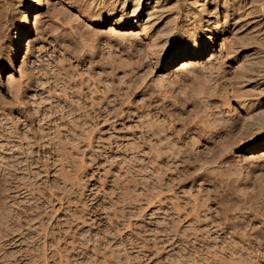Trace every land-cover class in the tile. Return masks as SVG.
Returning <instances> with one entry per match:
<instances>
[{
  "label": "rangeland",
  "instance_id": "1",
  "mask_svg": "<svg viewBox=\"0 0 264 264\" xmlns=\"http://www.w3.org/2000/svg\"><path fill=\"white\" fill-rule=\"evenodd\" d=\"M43 1L18 59L25 0H0V264H264V210L242 205L264 184V152L245 150L264 129L240 104L264 77V0H173L164 22ZM202 9L222 29L198 28L181 69Z\"/></svg>",
  "mask_w": 264,
  "mask_h": 264
},
{
  "label": "bare ground",
  "instance_id": "2",
  "mask_svg": "<svg viewBox=\"0 0 264 264\" xmlns=\"http://www.w3.org/2000/svg\"><path fill=\"white\" fill-rule=\"evenodd\" d=\"M102 1V0H100ZM124 7L131 8L132 14L135 16V18H147L148 21H153V20H159V22H164L169 18L172 14V5H173V0H118ZM198 1V0H194ZM193 1V2H194ZM201 1V0H200ZM199 1V2H200ZM222 1V0H221ZM225 0H223L224 2ZM229 1V0H227ZM235 1V0H231ZM247 0H238L236 3L233 4V6L237 7H243L244 2ZM253 1V0H252ZM251 1V2H252ZM260 1V0H259ZM263 1V0H262ZM89 3H98L99 0H88ZM226 2V1H225ZM227 3V2H226ZM229 3V2H228ZM259 3V2H258ZM262 3V2H261ZM83 4V3H82ZM230 4V3H229ZM228 4V5H229ZM248 4V3H247ZM245 4V5H247ZM2 5V4H1ZM44 6V1L43 0H33L31 4H29L27 7L25 5L23 7H20L18 9V12L25 18L24 25L14 32V45H13V51L16 52L18 55V59L23 58L25 50L27 48V45L29 44L30 38L33 36L35 33V30L38 25L39 21V13L41 9ZM204 6V5H203ZM194 7V6H193ZM206 6H204L203 9H205ZM225 7V6H224ZM174 8V7H173ZM200 10V16H195L192 15L191 11L189 10L187 14L185 15V19L183 20L184 23H186L185 26L190 27V20L194 18V22L198 27H193V29H185V34L188 35V39L186 41H183V46L180 48V53L179 54H184L186 56V60L183 61L181 65V69L188 68L192 63L193 59L195 58L196 55L200 54V49L206 47L207 45L204 44L203 47H200L197 44V41L195 42L192 40V37L194 35H198V28H202V38L205 36L204 32H216L219 31L221 27L216 26V23L213 21V18L218 19L219 14L215 12H204V10ZM263 9V8H262ZM128 10V9H127ZM216 10V9H215ZM194 11V10H193ZM192 11V12H193ZM261 13V12H260ZM177 16V15H176ZM222 16V15H221ZM226 16V15H224ZM259 17V16H258ZM134 18V17H133ZM228 18V17H227ZM258 19V18H257ZM177 20V19H176ZM226 20V19H225ZM181 21V20H180ZM227 21V20H226ZM224 21V25H231V23ZM229 21V19H228ZM255 21V20H254ZM220 22V20H219ZM176 23V22H175ZM182 23V22H181ZM221 23V22H220ZM258 25H261L264 23V12L260 15V18L258 21H256ZM172 24V23H171ZM171 24L166 21V28H171ZM194 24V25H195ZM218 24V23H217ZM234 24V23H233ZM184 25V24H183ZM182 25V26H183ZM223 25V26H224ZM224 26V27H225ZM259 26H257L258 28ZM164 29V27H163ZM222 29V28H221ZM112 30V29H111ZM166 30V29H165ZM169 30V29H168ZM172 31V30H170ZM169 31V32H170ZM168 32V31H167ZM170 34V33H169ZM166 35V34H165ZM169 36V35H168ZM258 36V35H257ZM199 37V35H198ZM207 38V36H206ZM263 39V38H262ZM202 40V39H201ZM259 40V39H258ZM163 41V40H162ZM256 43V40L254 41ZM251 43V42H250ZM253 43V41H252ZM250 45V44H249ZM253 45V44H252ZM262 46V45H261ZM255 47V46H254ZM257 47V46H256ZM258 48V47H257ZM256 48V49H257ZM254 49V50H256ZM261 53V52H259ZM257 56V55H255ZM254 56V57H255ZM260 56V55H259ZM258 56V57H259ZM262 56V55H261ZM177 57H175L176 59ZM253 58V57H252ZM257 58V57H256ZM261 58V57H260ZM249 59V58H248ZM262 61V60H261ZM252 63H255L252 61ZM175 61L171 63V65H174ZM257 64V63H256ZM259 64V63H258ZM261 64V63H260ZM170 66V65H169ZM246 66V65H245ZM250 66V65H249ZM259 67V66H258ZM257 67V68H258ZM254 68L253 70L257 69ZM264 68V67H263ZM260 69V68H259ZM250 70V69H249ZM251 71V70H250ZM257 71V70H256ZM261 71V70H260ZM248 70L245 72L247 73ZM264 72V71H263ZM4 70L0 67V81L2 80ZM253 73V72H252ZM243 74V73H242ZM254 74V73H253ZM262 75V74H259ZM244 76V74H243ZM246 76V74H245ZM12 77V75H11ZM11 77L9 78L11 80ZM246 78V77H245ZM257 78V77H256ZM250 79V78H249ZM259 79V78H258ZM245 82V80H243ZM258 82V81H257ZM242 84V83H241ZM250 85V84H249ZM251 88V87H250ZM246 92V91H243ZM242 92V93H243ZM239 93V92H238ZM247 93L252 96L256 97L252 100H249L248 97L245 98V100H248L250 103H246V101H241V107L246 108L249 107L250 104L252 106V116H251V124L250 128L248 129L250 133L259 134L261 131L264 129V77L260 78L259 82L256 83L252 89L247 90ZM19 95V94H18ZM240 95V94H239ZM243 96V95H242ZM259 96V97H258ZM2 99V98H1ZM252 102V103H251ZM86 108V107H85ZM251 109V108H250ZM61 110V109H60ZM239 112V111H238ZM56 113V112H55ZM192 115V114H190ZM49 116V115H48ZM216 118V117H215ZM234 127V126H233ZM215 130V129H214ZM220 134V133H217ZM222 134V133H221ZM246 134V133H245ZM253 136V135H252ZM229 137V136H228ZM229 141V140H228ZM230 142V141H229ZM255 142V141H254ZM231 143V142H230ZM83 150V149H82ZM246 151H253V152H264V140L262 141H256L255 143L246 145L245 147ZM80 151V150H79ZM264 156V155H263ZM213 158V157H212ZM214 160V159H213ZM167 157L163 159V163L165 162L167 164ZM195 162V161H194ZM211 162V161H210ZM162 176V175H161ZM226 176V175H225ZM231 176V175H230ZM235 182V181H234ZM247 197V196H245ZM251 199V198H250ZM245 199L242 200V205L247 207L251 212L255 211L256 209H259V211L264 210V184L260 182L257 193L254 194L253 198L251 200ZM3 201V200H2ZM236 202H241L240 200L238 201V198ZM239 204V203H238ZM241 205V203H240ZM240 205H234L237 207H240ZM236 207V208H237ZM245 211V210H244ZM257 212V210H256ZM258 213V212H257ZM264 213V211H263ZM262 213V214H263ZM259 216V215H258ZM263 216V215H262ZM9 218V217H8ZM258 218V217H257ZM249 226V225H248ZM252 227V226H251ZM248 228V227H247ZM240 230V229H239ZM247 230V229H246ZM252 234H255L256 236V231L253 228L249 229ZM260 231L259 229H257ZM248 231V230H247ZM234 232V231H233ZM232 232V233H233ZM249 232V231H248ZM249 232V233H250ZM263 233V232H262ZM260 233V234H262ZM258 234V233H257ZM244 235V234H243ZM238 236V235H237ZM254 239V238H253ZM256 239V238H255ZM250 245H252L250 243ZM257 247V246H256ZM263 248V247H262ZM258 262V261H257ZM256 263V262H255Z\"/></svg>",
  "mask_w": 264,
  "mask_h": 264
},
{
  "label": "snow or ice",
  "instance_id": "3",
  "mask_svg": "<svg viewBox=\"0 0 264 264\" xmlns=\"http://www.w3.org/2000/svg\"><path fill=\"white\" fill-rule=\"evenodd\" d=\"M33 0H25V7H27L29 4H31Z\"/></svg>",
  "mask_w": 264,
  "mask_h": 264
}]
</instances>
